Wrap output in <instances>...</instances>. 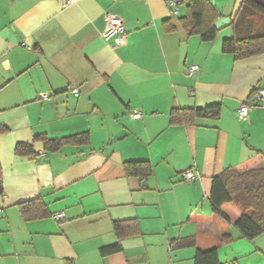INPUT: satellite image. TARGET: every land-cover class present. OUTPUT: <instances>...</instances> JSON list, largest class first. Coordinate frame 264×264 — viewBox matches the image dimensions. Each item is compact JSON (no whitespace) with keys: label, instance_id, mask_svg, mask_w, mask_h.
<instances>
[{"label":"crops","instance_id":"crops-1","mask_svg":"<svg viewBox=\"0 0 264 264\" xmlns=\"http://www.w3.org/2000/svg\"><path fill=\"white\" fill-rule=\"evenodd\" d=\"M64 1L0 0V264H194L196 249H216L221 264H264V233L239 238V210L225 204L220 217L209 204L212 177L264 167V100H255L264 55L223 53L230 25L210 43L188 37L178 20L189 0H178L177 15L169 0ZM209 1L230 23L242 2ZM106 14L122 20L124 46L102 39ZM211 105L218 118L170 124L174 108ZM242 105L250 111L239 121ZM82 133L86 145L54 152L36 138ZM18 144L34 155H18ZM128 161L149 162L152 176L125 177ZM185 171L196 178L183 181ZM34 199L45 217L26 220L18 205ZM128 220L140 235L100 256L117 242L113 223ZM190 237L196 248L175 249Z\"/></svg>","mask_w":264,"mask_h":264},{"label":"trees","instance_id":"trees-1","mask_svg":"<svg viewBox=\"0 0 264 264\" xmlns=\"http://www.w3.org/2000/svg\"><path fill=\"white\" fill-rule=\"evenodd\" d=\"M183 3V2H181ZM219 18L216 8L209 0H189L185 13L178 22L187 36H197L202 43L213 42L218 34L214 23ZM232 36L222 41V52L230 54L235 60H245L264 55V0H242L240 7L231 20ZM165 33H172L174 27L168 20L162 24ZM221 107L211 105L205 108L181 109L174 108L170 113L171 125H193L197 119L210 116L218 118ZM43 141L47 151H58L67 145H86L89 142L87 133L77 134L60 139L36 137ZM15 152L18 155H34L31 145L18 144ZM125 177L146 180L153 174L149 162L128 161L122 165ZM3 193L2 173L0 165V195ZM211 213L222 216L221 207L225 204L235 206L240 216L235 223L239 238L252 241L264 233V167L236 170L227 168L219 175L211 178L209 194ZM26 220L45 217L43 203L39 199L23 202L18 205ZM117 242L103 247L99 254L102 257L117 254L122 251L121 241L140 235L135 220L113 223ZM232 242L230 237L222 238L221 244ZM174 244V243H172ZM172 244L170 248H172ZM175 249L196 248L194 237L175 242ZM194 264H221L216 249L200 251L196 249Z\"/></svg>","mask_w":264,"mask_h":264},{"label":"built area","instance_id":"built-area-1","mask_svg":"<svg viewBox=\"0 0 264 264\" xmlns=\"http://www.w3.org/2000/svg\"><path fill=\"white\" fill-rule=\"evenodd\" d=\"M73 0H65L63 5L71 4ZM169 5L173 8V14L177 15L178 13V5L179 2L178 0H169L168 1ZM102 39L109 43L111 46L114 48H119L122 47L126 44V37H127V32L123 26L122 20L115 15H110L106 14L105 15V28L101 34ZM26 48H28L26 45H22ZM198 68L196 66H191L188 70L189 75H192L194 72H196ZM75 95H78L77 90H73ZM47 95H42V99H47ZM256 104H259L264 100V91H259L256 98ZM250 111V107L248 105H242L237 111H236V117L239 121L245 120L248 116V113ZM131 118L133 119H139L141 118V113L138 111H133L131 114ZM180 177L182 178L183 181H192L196 178L195 174L192 173L191 171H185L180 173ZM52 218L55 221H60L64 219V214L62 212L55 213L52 215ZM235 264V263H231Z\"/></svg>","mask_w":264,"mask_h":264},{"label":"water","instance_id":"water-1","mask_svg":"<svg viewBox=\"0 0 264 264\" xmlns=\"http://www.w3.org/2000/svg\"><path fill=\"white\" fill-rule=\"evenodd\" d=\"M230 25V19L225 17H220L214 23V27L216 30L220 31ZM143 186H146V183L143 182Z\"/></svg>","mask_w":264,"mask_h":264},{"label":"rangeland","instance_id":"rangeland-1","mask_svg":"<svg viewBox=\"0 0 264 264\" xmlns=\"http://www.w3.org/2000/svg\"><path fill=\"white\" fill-rule=\"evenodd\" d=\"M227 30H229V32H230V29H227ZM230 34H231V32H230Z\"/></svg>","mask_w":264,"mask_h":264}]
</instances>
